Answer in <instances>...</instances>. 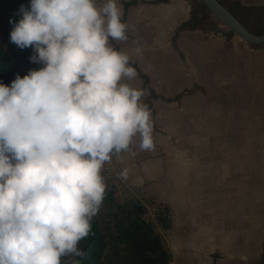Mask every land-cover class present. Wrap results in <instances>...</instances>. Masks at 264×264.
Returning <instances> with one entry per match:
<instances>
[{
    "label": "crops",
    "instance_id": "1",
    "mask_svg": "<svg viewBox=\"0 0 264 264\" xmlns=\"http://www.w3.org/2000/svg\"><path fill=\"white\" fill-rule=\"evenodd\" d=\"M219 2L244 26L264 18V0ZM122 4L129 39L114 43L142 49L130 83L146 90L154 146L135 138L105 175L150 206L169 264H264V51L201 18L199 0Z\"/></svg>",
    "mask_w": 264,
    "mask_h": 264
},
{
    "label": "clouds",
    "instance_id": "2",
    "mask_svg": "<svg viewBox=\"0 0 264 264\" xmlns=\"http://www.w3.org/2000/svg\"><path fill=\"white\" fill-rule=\"evenodd\" d=\"M9 40L40 65L0 82V264H82L113 155L151 151L122 0H28ZM119 175L127 178L128 169Z\"/></svg>",
    "mask_w": 264,
    "mask_h": 264
},
{
    "label": "trees",
    "instance_id": "3",
    "mask_svg": "<svg viewBox=\"0 0 264 264\" xmlns=\"http://www.w3.org/2000/svg\"><path fill=\"white\" fill-rule=\"evenodd\" d=\"M21 4L27 6L28 0H0V82L5 84L17 73L23 76L29 69L40 67L29 61L30 47L20 49L9 40V18L19 19L17 10ZM102 175L106 195L92 220L90 235L80 241L85 253L79 258L82 264H169L170 254L152 220L146 217L144 205L132 197L118 196L104 169ZM62 259L64 264H70V258Z\"/></svg>",
    "mask_w": 264,
    "mask_h": 264
},
{
    "label": "water",
    "instance_id": "4",
    "mask_svg": "<svg viewBox=\"0 0 264 264\" xmlns=\"http://www.w3.org/2000/svg\"><path fill=\"white\" fill-rule=\"evenodd\" d=\"M201 5L209 12L227 32L238 37L241 41L254 48L264 45V31L260 34L253 33L244 26L219 0H199Z\"/></svg>",
    "mask_w": 264,
    "mask_h": 264
},
{
    "label": "rangeland",
    "instance_id": "5",
    "mask_svg": "<svg viewBox=\"0 0 264 264\" xmlns=\"http://www.w3.org/2000/svg\"><path fill=\"white\" fill-rule=\"evenodd\" d=\"M207 16L210 17V18H212L211 17L212 15H210V13H209V15L206 14V17L203 16L201 18H208ZM240 18L245 23L246 27L249 30H251L253 33H256L257 34V33H260V32H262L264 30V18L262 16H260V14L250 15V16H246V17H242L241 16ZM220 26H221V28H223L224 30H226V28L222 24H220ZM255 50H257V51L258 50L259 51H264V45L262 47H260V48L259 47H256ZM145 205L149 206L148 204H145ZM148 208H149V213L151 214V208H150V206ZM146 211H147V209H146ZM149 213L147 211L146 217H150V214Z\"/></svg>",
    "mask_w": 264,
    "mask_h": 264
},
{
    "label": "built area",
    "instance_id": "6",
    "mask_svg": "<svg viewBox=\"0 0 264 264\" xmlns=\"http://www.w3.org/2000/svg\"><path fill=\"white\" fill-rule=\"evenodd\" d=\"M113 156H115V155H113ZM106 163H108V162H106ZM106 163H105V164H106ZM139 202H140V201H139ZM140 203L143 204V205L145 206V208L147 209V211H148V213H149V208H148L149 206L145 205V204L142 203V202H140ZM149 214H150V213H149Z\"/></svg>",
    "mask_w": 264,
    "mask_h": 264
}]
</instances>
